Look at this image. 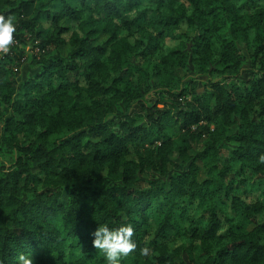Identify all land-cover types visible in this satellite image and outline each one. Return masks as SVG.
<instances>
[{
  "label": "trees",
  "instance_id": "obj_1",
  "mask_svg": "<svg viewBox=\"0 0 264 264\" xmlns=\"http://www.w3.org/2000/svg\"><path fill=\"white\" fill-rule=\"evenodd\" d=\"M0 14L17 24L0 53V264H106L91 233L123 223L137 249L121 264H264V0Z\"/></svg>",
  "mask_w": 264,
  "mask_h": 264
},
{
  "label": "clouds",
  "instance_id": "obj_2",
  "mask_svg": "<svg viewBox=\"0 0 264 264\" xmlns=\"http://www.w3.org/2000/svg\"><path fill=\"white\" fill-rule=\"evenodd\" d=\"M17 30L15 17L0 14V53H7L14 43V33ZM134 229L132 224L123 223L118 227L111 228L106 224L99 226L91 233L94 237L93 246L98 249L106 260V264H121L123 258L134 253L137 249L136 242L132 239ZM141 256L147 257L150 250L142 247L139 250ZM19 264H33L32 257L20 255Z\"/></svg>",
  "mask_w": 264,
  "mask_h": 264
},
{
  "label": "rangeland",
  "instance_id": "obj_3",
  "mask_svg": "<svg viewBox=\"0 0 264 264\" xmlns=\"http://www.w3.org/2000/svg\"><path fill=\"white\" fill-rule=\"evenodd\" d=\"M28 73L30 72V69H29V67H27L26 69H25ZM25 71V72H26ZM202 90V89H201Z\"/></svg>",
  "mask_w": 264,
  "mask_h": 264
}]
</instances>
